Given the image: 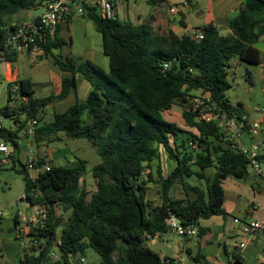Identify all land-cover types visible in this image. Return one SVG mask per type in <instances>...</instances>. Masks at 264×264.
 Listing matches in <instances>:
<instances>
[{"label":"trees","instance_id":"16d2710c","mask_svg":"<svg viewBox=\"0 0 264 264\" xmlns=\"http://www.w3.org/2000/svg\"><path fill=\"white\" fill-rule=\"evenodd\" d=\"M146 1L151 7L167 2ZM33 6L30 0H0V48L8 32L20 24L13 17ZM83 16L95 24L103 38L109 72L92 61L78 63L71 57L55 55L53 51L65 43L59 28L53 38L40 44L38 51L43 54L37 57H51L61 72L71 75L63 78L61 93L38 98L35 84L24 78L16 83L19 96L26 101L21 103L14 98L15 109L7 105L1 108L5 118H14L17 125L14 130L6 128L0 132L8 145L18 148L19 133L29 120L35 119L34 144L54 142L59 133H64L96 145L102 160L92 170L96 190L90 199L82 184L87 172L85 160L40 170L34 179L27 165L22 167L19 173L25 183L24 199L31 207H44L48 219L44 228H32V234L42 238L43 243L29 253L26 250L19 264H67L69 254L85 256L88 247L100 256V264L175 262L167 257L162 259L147 243L172 231L168 224L171 216L184 228H196L197 237H202L206 230L200 226L201 220L226 215L223 182L229 176L241 179L247 173L246 157L231 148L229 135L220 122L198 121L188 108L194 93L202 91L210 95L220 115L244 114L243 105L233 106L226 97L231 88L229 61L238 58L244 63H262L261 52L255 45L264 36V0H242L229 19L231 35L222 36L218 28L208 24L197 29L203 33L199 41L190 35L179 37L171 30L157 34L149 23L122 22L118 17L104 20L96 8H87ZM180 24L185 25L183 21ZM17 57L7 58L13 62ZM247 74L252 82L251 74ZM79 77L91 86L87 99L64 113L48 116L45 110L66 99L77 87ZM12 99L10 93L9 101ZM175 105L183 108L187 130L163 117ZM160 148L176 164L166 176L159 165L155 169L153 166L159 159ZM261 158L264 160V155ZM11 161L16 162L14 153ZM46 163L44 158L39 159L40 168ZM147 169L150 172L144 177ZM209 169H215L214 177L207 176ZM193 176L203 180L206 188L186 181ZM151 183L158 187L159 204L147 198ZM175 185L181 186L184 199L173 196ZM57 209L69 213L66 221L57 216ZM59 230L61 260L51 263L48 255ZM186 251L194 264H209L191 248ZM1 259L2 255L0 264ZM232 264H242V256L235 252Z\"/></svg>","mask_w":264,"mask_h":264},{"label":"rangeland","instance_id":"374dc122","mask_svg":"<svg viewBox=\"0 0 264 264\" xmlns=\"http://www.w3.org/2000/svg\"><path fill=\"white\" fill-rule=\"evenodd\" d=\"M30 1L34 3V6L30 10L16 14L13 17L14 20L28 21L45 12V7L40 5L42 0ZM199 8L200 6H197L195 12ZM151 11L152 7L147 4L146 0L123 1L118 10V19L122 22L137 23L140 14L143 16L144 22L149 23L147 15L151 14ZM195 12L189 18V24L192 26H197L201 23ZM168 22H170V19H168ZM62 38L65 43L57 53H61L63 58L71 57L78 63L92 61L106 72H109V58L103 52V38L97 32L95 24L87 16L74 15L65 25ZM258 47L262 52L264 62V41L259 42ZM12 66L19 72L21 78L33 79L38 84H44L48 79L50 70H54L52 58L46 55L29 59L26 55H23L19 59H15ZM4 71L5 65L0 64V76L4 74ZM247 72L251 73L252 82L248 80L249 75ZM228 81L231 84V88L226 92L229 102L233 106L243 105L245 112L250 114L253 119L260 120L261 117L255 113V109L258 107L264 108V66L239 62L233 58L229 64ZM36 91L37 96H41L44 89L42 86H37ZM6 103L7 93L3 90L0 96L1 107H4ZM57 109L59 111V108ZM182 112L183 109L175 105L170 112H165L163 117L166 121L175 123L179 128L187 130L182 118ZM84 119L88 121V116L85 115ZM3 125L6 128H17L14 118L6 117L3 120ZM261 136H263V141ZM32 141L33 137L26 133V128L22 130L19 133V147L14 148L9 145L11 151L16 155V162L13 163L11 161L8 165L0 166V212L2 213L0 217V247L2 249V264H9L10 261H13L14 264H19L25 258L23 250L30 252L29 249L24 247L22 239L16 234L13 219V216L19 213L30 217L36 212L35 207H31L29 203L23 200L26 193L25 183L23 175L19 173L30 158H44L50 166L54 167L70 166L78 159L85 160L87 161V172L83 177L82 184L89 192V199L96 190V183L92 178V170L102 162L96 145L86 139L70 138L64 133H59L58 138L51 143L31 145ZM242 141L247 149H250L253 143L263 142L261 151L264 154V130L255 137L244 134ZM159 150L160 156L154 165L157 166L158 164L162 168L163 175L166 176L173 171L176 164L168 158L163 148ZM262 169L264 173V160L262 161ZM28 173L34 177L39 174V171L28 169ZM206 174L214 177L215 169L207 170ZM154 177L158 179L156 173ZM186 181L193 186L206 188L205 182L194 176L186 178ZM223 186L225 190L224 208L226 215L222 216L223 224L211 226L212 243L217 249L219 240L215 238L217 235L216 229H224L225 236L223 241L227 244L229 253L232 254V252H235L234 245L236 243H247L249 240V236L243 233L241 228L256 220H264V176L255 175L248 166L247 173L243 178L238 179L229 176L223 182ZM151 190L154 192V197H157L158 187L156 184L152 183ZM172 194L174 197L185 198L180 185H175ZM56 212L57 216H60L64 221L69 216V213H62L59 209ZM235 220H238V223ZM205 221L207 220H201L200 222ZM58 235H60V230ZM257 237L256 241H252L248 245L250 248L241 254L245 264H260L264 249V233H258ZM194 241L195 239H193ZM193 242L179 236L172 230L163 234L161 240H157L155 243L151 240L147 245L155 252L160 253L162 259L165 257L174 260L184 258L186 264H194L186 256V246L192 247ZM169 245L171 247H168ZM222 256L226 257L224 254ZM84 257L87 259L88 264H100L101 262L100 256L90 247L87 248Z\"/></svg>","mask_w":264,"mask_h":264},{"label":"built area","instance_id":"2783aa9c","mask_svg":"<svg viewBox=\"0 0 264 264\" xmlns=\"http://www.w3.org/2000/svg\"><path fill=\"white\" fill-rule=\"evenodd\" d=\"M121 0H45V12L39 17L35 18L30 22H24L16 25L11 29L6 37V41L2 48H0V64L5 65V68L9 69V75H12L10 69V61L7 58L11 56L25 55L30 52L38 51L40 44L46 42L47 40L53 38L58 29L74 15L83 16L87 8H96L100 16L104 20H115L117 18V11L120 7ZM187 7L188 4L184 3ZM177 7L171 6L169 12L171 14L177 13ZM193 39L199 41L203 38V33L200 31H195L192 35ZM165 67H168L165 65ZM6 76V75H4ZM17 81L10 80V93L12 95V101H8L7 106L13 110L16 108L14 98H18V102H25L26 100L19 96V85ZM0 105V132L6 127L3 125V120L5 119L4 114L1 111ZM189 112L196 115V119L201 122H220L226 133L229 135L231 148L238 152L239 154L246 157L248 161V166L251 171L257 176H264L262 169V144L253 143L250 149H247L242 141L244 134H248L250 137H255L260 134L264 129V108H256L255 113L260 115L261 119H253L248 113H244L242 116H231L225 117L220 115L217 111L214 102L212 101L209 94L201 93L197 94L191 101V106L188 108ZM37 125V120H29L26 127V133L33 137L35 135V126ZM13 152L11 151L9 145L3 141L0 137V166L8 165L11 162V156ZM28 169L49 171L51 166L46 163L39 167L38 157H32L27 162ZM35 214L29 218L25 215L18 214L17 222L15 226L16 234L23 241L25 248L33 250L39 248L43 243L42 238L37 235L32 234V228H44L46 221L48 219V212L44 207L36 206ZM0 212V217H1ZM238 223V220H235ZM168 224L171 230L175 231L179 236L186 238H197L198 230L194 227L184 228L179 220L171 216L168 220ZM245 234L249 236L247 243H241L235 245V252L237 254H242L248 245L255 241L258 233H264V220L254 221L247 224L245 227ZM60 235L51 251L48 255V261L53 263L61 260L60 255ZM2 249L0 247V255ZM67 264H88L87 259L80 255L69 254L67 257ZM166 264H179L178 260L172 262L170 260L166 261ZM264 264V259L262 261Z\"/></svg>","mask_w":264,"mask_h":264},{"label":"crops","instance_id":"0c3cea01","mask_svg":"<svg viewBox=\"0 0 264 264\" xmlns=\"http://www.w3.org/2000/svg\"><path fill=\"white\" fill-rule=\"evenodd\" d=\"M123 1H128V0H121V3ZM184 3H187L188 6L186 7L184 5ZM241 3H242V0H190V1L167 0L166 4L163 6L152 7L151 14L147 15V17H148L149 24L152 25L155 33H157V34H165L171 30L174 33H176L179 37H181L183 35L192 36L193 33L195 31H197L198 28H202L208 24H213L216 28H218V30L222 36H229L232 34V31L229 27V19L231 18V16H233L237 12V10L241 6ZM40 5L45 7V2L41 1ZM171 6L177 7L178 11L176 14H170L169 8ZM197 6H200L199 10L197 11L198 13L195 12V9ZM165 12H167V13H165ZM194 12L198 15V17L200 18V21H201V23L197 26H192L191 24H189V18L191 16H193ZM40 15L33 17L28 21H18L15 19L14 22L16 24L17 23L30 22V21L34 20L35 18L39 17ZM117 17H118V11H117ZM168 19H170V22H168ZM180 21H183L185 25L184 26L181 25ZM141 23H145V22H144L143 16L139 14L138 22L133 23V24H141ZM66 24L67 23L63 24L60 27V33L59 34H60L61 38H62V34L64 33V28H65ZM156 30H159V31H156ZM262 41H264V36H262L255 45V47L260 52H261V50L258 47V43L262 42ZM60 50L61 49L54 50L53 53L57 56H62L61 53L60 54L57 53ZM36 52H39V51H36ZM42 54H40V53L35 54L34 52H32L29 56H27V54H25V55L29 59L31 57H37V56H40ZM261 55H262V52H261ZM20 56H23V55H20ZM20 56H18L16 59H19ZM234 59L241 62L238 58H234ZM230 61H229V64H230ZM12 63L13 62L10 61V64H11L10 69H11L12 75L10 76L9 75V69L5 68L4 74L2 76H0V96H1V91H3V90H5L7 93V103L4 105V107L8 104V101L10 99V86H9L10 80L12 79V80L18 82L19 80L24 79V78L20 77L19 72L14 69V67L12 66ZM260 66H264L263 59H262V63L260 64ZM4 75H6V76H4ZM65 76H71V75L61 72L59 70V68L54 65V70H50L48 79L44 84L35 83V81L33 79H30L35 84V89L37 88V86H42L44 89V91L42 93L43 95H41V96H37V91H36V97L44 98V97H48L52 94L59 95L62 91V80ZM251 79H252V75H251ZM90 91H91L90 84L86 80H84L83 78L79 77L77 87L75 89L71 90L70 95L66 99L50 105L45 110V113L50 117L56 113H59V114L64 113L71 106H73L75 103L84 102L87 99ZM201 93H202V91H196L194 94H201ZM57 108H59V111ZM168 112H170V111H168ZM244 112H245V110H244ZM245 113H247V112H245ZM9 129H12V128H9ZM261 138L263 141V136H261ZM262 143L263 142H261V144ZM33 144L34 143L31 142V145H33ZM262 147H263V144H262ZM262 155H264V154H262ZM38 159H40V158L38 157ZM157 161L158 160H156L154 162V164H156ZM46 162H47V160H46ZM154 164H153V166L155 167L156 165H154ZM157 166H158V164H157ZM149 172H150V169H147L145 171L144 177H146ZM37 176H34V177L30 176V177L32 179H34ZM151 188H152V183L149 184V190H148L147 198L149 201H152L155 204H159L160 201L158 199V194L156 195L157 197H154V192L151 190ZM177 198L184 199V198H180V197H177ZM23 200L25 201V199H23ZM32 216H30L29 218H31ZM16 217H17V215L13 216L14 223H15ZM220 219H222V220H220ZM223 223H224V220H223L222 216H215V217H212L205 222H200V226L202 228H204L206 231L204 232L202 237L188 238L187 240H192V242H193V239H195V241L193 242L194 244L192 245V247L187 245L186 250H187V248H191L193 250L194 254L199 253L200 255L204 256L206 258V261L209 264H232V257H233V254L235 252H232V254H230L227 244L224 243V241H223V238L225 236L224 229H216L217 235L215 236V238H217L216 240H219L217 249L215 248L214 243H212L213 235H211V233H212V229H211L212 227L211 226H213V225L215 226V224H218L220 226ZM241 231L243 233H245V228L244 227L241 228ZM161 239H162V236H157L154 239H152V242L155 243L157 240H161ZM257 239H258V237L256 236L255 241ZM221 242H223V244H221ZM168 247H171V246L169 245ZM249 248L250 247L248 246L247 249H249ZM158 254L161 256L160 253H158ZM222 254L226 255V257H223ZM186 256L188 257L187 251H186ZM263 259H264V249H263V253L261 256L260 264H262ZM177 260H178L179 264H186L184 258L177 259ZM9 264H14V262L10 261ZM242 264H245L243 261V257H242Z\"/></svg>","mask_w":264,"mask_h":264},{"label":"water","instance_id":"95a60500","mask_svg":"<svg viewBox=\"0 0 264 264\" xmlns=\"http://www.w3.org/2000/svg\"><path fill=\"white\" fill-rule=\"evenodd\" d=\"M34 53H35V54H39V53H40V54H42V53H43V51L34 52ZM29 55H30V53H27V56H29ZM23 253H26V250H25V249L23 250Z\"/></svg>","mask_w":264,"mask_h":264}]
</instances>
